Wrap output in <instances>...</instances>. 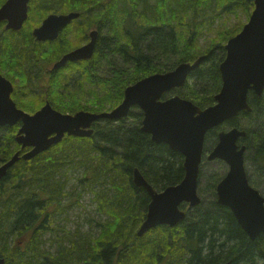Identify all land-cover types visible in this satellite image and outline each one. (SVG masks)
Here are the masks:
<instances>
[{"label":"trees","instance_id":"1","mask_svg":"<svg viewBox=\"0 0 264 264\" xmlns=\"http://www.w3.org/2000/svg\"><path fill=\"white\" fill-rule=\"evenodd\" d=\"M240 8L249 19L254 0H31L26 26L19 32H4V36L10 33L11 44L0 42V60L18 62L15 71H8L19 82L12 77L18 84L17 103L24 111L34 113L50 101L55 109L74 114L110 111L123 101L128 86L206 55L185 85L174 89L176 95L205 108L215 103L222 86L225 45L243 23L221 31L208 29L218 30V36L202 54L195 50L197 41L215 19ZM70 11L81 17L73 21L74 36L68 43L95 27L100 16L97 61L48 72L44 64L52 65L66 53L62 39L56 43L60 49L53 51L52 61L45 62L34 54L31 30L51 13ZM250 104L252 112H242L225 125L247 131L241 143L247 147L249 180L264 195V94L251 92ZM242 117L247 120L244 127ZM142 119V110L134 107L118 121L99 120L92 136L66 135L36 157L21 158L9 170L0 180V257L5 264H264V233L252 240L232 211L217 202L216 187L224 175L211 174L208 183L200 185L218 127L206 138L199 179L201 203L186 206L187 216L179 225H160L138 235L150 196L135 185L134 169L138 167L158 191L181 182L185 175L183 154L154 142L141 130ZM17 130L18 125L0 127V165L29 149L16 141ZM77 170H81L79 184L95 191L97 210L108 217L89 219L86 232L66 229L56 221L70 201L66 188L70 174ZM46 241L55 251L44 248Z\"/></svg>","mask_w":264,"mask_h":264},{"label":"water","instance_id":"2","mask_svg":"<svg viewBox=\"0 0 264 264\" xmlns=\"http://www.w3.org/2000/svg\"><path fill=\"white\" fill-rule=\"evenodd\" d=\"M30 0H7L0 8V23L7 20V28L19 31L29 16ZM255 8L243 29L231 37L226 46V56L220 64L222 86L215 95V103L201 108L180 95L165 94L181 88L190 74L199 68L206 55L194 62H182L174 70L154 73L125 89L123 101L111 111L93 113L80 110L75 114L63 113L47 102L35 113L18 108L11 97L13 85L0 73V127L19 125L16 141L23 154L16 152L0 165V180L22 158L30 160L53 145L60 143L66 135L90 137L92 125L101 119L118 121L127 117L133 107L143 112L141 130L150 134L156 143H165L173 151L184 156L185 175L181 182L156 190L136 167L133 181L144 188L150 196L146 216L138 235L160 225L175 227L182 223L187 210L198 206L201 164L205 153L207 134L242 112H252L250 93L261 97L264 94V0H254ZM78 12L50 14L34 30L39 40H54L67 27ZM98 30L91 32L89 43L65 54L54 65L64 67L69 61L90 59L95 52ZM247 131L238 127L219 130L218 140L207 159H221L228 171L216 187L217 202L228 207L247 235L255 240L264 233V196L250 184L246 168V145L240 144ZM6 260L0 257V264ZM222 264H231L226 262Z\"/></svg>","mask_w":264,"mask_h":264},{"label":"rangeland","instance_id":"3","mask_svg":"<svg viewBox=\"0 0 264 264\" xmlns=\"http://www.w3.org/2000/svg\"><path fill=\"white\" fill-rule=\"evenodd\" d=\"M247 18L248 17L242 8L237 10V13H233V14L224 13L222 17L215 19V22L211 24V26L207 27L201 33V35L199 36V40L197 41V46L195 47V50L200 51L198 52L200 54L204 53L207 46L214 40V38H216V36H218V33H217L218 30L221 31V29L223 28H235L239 26L241 23H243L244 25L248 21ZM210 28L218 29V30L217 31L215 30L213 33L212 32L210 33L209 31H207ZM1 71L5 73L6 75H8L9 78L14 77L16 82L19 83L14 74H11L10 72L2 68H1ZM166 95L168 97L174 96L175 95L174 90L166 93L165 96ZM240 120H241V123H243V127H244L247 124V120L244 117H242ZM217 129L218 131L222 129L229 130L230 127L223 124L219 126ZM241 139H240V142H242ZM227 171H228V165L225 161L221 159L210 161L206 158V162L203 167V176H202L201 184H200L201 187L205 186L206 183H208V179H210L209 176L211 174L219 175L222 177L223 175L225 176ZM252 171H253V168H252ZM80 175H81V170H77L75 173L70 174L71 176L70 181L66 188V192L68 193V197L70 201L67 203L66 210L56 218V221L62 226H65L66 229H69V230L80 229L83 232H86L89 230L91 226L90 221H88L89 219L105 221L107 220L108 217L107 215H103L98 212L97 203L96 201H94L95 191L90 190L92 188L89 189L88 187L85 190L84 185L79 184L77 179ZM252 177L259 180V178L256 175H254V173ZM262 187L263 186L261 185V189ZM97 189L98 188L96 187L93 188V190H97ZM258 190L260 189L258 188ZM45 243L46 244L44 248L46 250H49L51 252L55 251V247L52 246L50 241H46Z\"/></svg>","mask_w":264,"mask_h":264},{"label":"flooded vegetation","instance_id":"4","mask_svg":"<svg viewBox=\"0 0 264 264\" xmlns=\"http://www.w3.org/2000/svg\"><path fill=\"white\" fill-rule=\"evenodd\" d=\"M7 0H5V2H6ZM5 2H3V4L5 3ZM3 4H0V8H1V6L3 5ZM30 11H31V0H30V2H29V16H28V19H27V21L24 23V25H23V27H25L26 26V23L29 21V19H30ZM70 12H73V11H70ZM74 12H76V11H74ZM67 13H69V12H67ZM79 13V12H78ZM52 14V13H51ZM57 14H61V13H57ZM50 15V14H49ZM79 16L81 17V15L79 14ZM77 17V18H80V17ZM47 17V16H46ZM45 17V18H46ZM100 16H98L97 18H96V21H95V25L97 26L98 25V23H99V20H100V18H99ZM44 18V19H45ZM77 18H75L74 20H76ZM43 19V20H44ZM43 20L40 22V24H38V25H36V26H34L33 28H32V30H31V32H32V36H33V43H34V48H33V51H34V54L35 55H37L40 59H44L43 61H45V62H48V61H52V54H53V51H58V49H60L59 48V46H57V41L59 40V38L61 37V39H62V43H63V45H62V47L64 48V50L66 51V53L65 54H67V53H69V52H71V51H73V50H75V49H77V48H79V47H82L83 45H85V44H87V43H89L90 42V40H91V32L93 31V30H98V32H99V29L95 26V27H92V28H90L88 31H87V33H84L83 35H80L79 37H77L76 38V41H73L72 43H68V38H72L74 35H73V29H74V27H75V24H73V21L67 26V27H65L63 30H61L60 32H59V35H58V37L56 38V39H54V40H39L36 36H35V34H34V30L37 28V27H39L41 24H42V22H43ZM7 23H8V21L7 20H3L1 23H0V42L1 43H4V44H11V41H10V37H9V34H7L6 36H4V32L5 31H14V32H19V31H21L22 29H23V27H22V29L21 30H19V31H15V30H13V29H8L7 28ZM99 34H98V40H97V43H96V47H95V52H94V55L90 58V59H81V60H78V61H69L67 64H66V66H64V67H62V68H60V70L61 69H63V68H65V67H67L66 68V70H72V68H69L70 66L71 67H73V66H76L79 62H83V61H87V60H91V59H95L96 61H97V58H96V55H98L97 54V51H98V46H99ZM9 37V38H8ZM13 42L14 43H19V40L17 39V38H13ZM35 42H37V43H39V45L40 46H36L35 45ZM65 54H63L62 56H61V58L65 55ZM60 58V59H61ZM60 59H58V60H56L52 65L51 64H44V65H46L45 67H43L44 69H46V71H48V72H51L52 70H59V69H55L54 68V65H55V63L57 62V61H59ZM0 63H1V67L4 69V70H6V71H8V70H16V67H17V63H15V62H13L12 60L10 61V60H6V59H2V60H0ZM69 64V65H68ZM69 66V67H68ZM8 72H10V71H8ZM95 72H96V74L97 73H99V70L98 69H96L95 70ZM0 73L3 75V76H5L7 79H9L11 82H12V85H13V91H12V93H11V97H12V99L15 101V103L17 104V106L19 107V105H18V103H17V98H16V92H15V90H16V87L18 86V84L12 79V78H9V76L8 75H6V74H4L1 70H0ZM98 75V74H97ZM46 91H48V89H46ZM47 94H49V93H47ZM47 102H50V101H47ZM46 102V103H47ZM46 103H44L43 105H45ZM20 108V107H19ZM22 109V108H21ZM92 128H93V126H92Z\"/></svg>","mask_w":264,"mask_h":264},{"label":"bare ground","instance_id":"5","mask_svg":"<svg viewBox=\"0 0 264 264\" xmlns=\"http://www.w3.org/2000/svg\"><path fill=\"white\" fill-rule=\"evenodd\" d=\"M152 75V74H151ZM150 76V75H149ZM245 145V144H244ZM22 147V146H21Z\"/></svg>","mask_w":264,"mask_h":264}]
</instances>
